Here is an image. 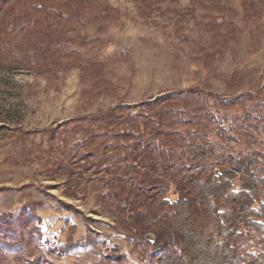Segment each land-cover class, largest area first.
Segmentation results:
<instances>
[{"label":"rangeland","instance_id":"1","mask_svg":"<svg viewBox=\"0 0 264 264\" xmlns=\"http://www.w3.org/2000/svg\"><path fill=\"white\" fill-rule=\"evenodd\" d=\"M192 86L241 97L219 109L227 127L264 102V0H5L0 233L8 221L18 238L0 243V264H146L95 190L67 182L95 167L73 159L65 168L83 133L63 125ZM238 245L257 252L260 235Z\"/></svg>","mask_w":264,"mask_h":264},{"label":"trees","instance_id":"2","mask_svg":"<svg viewBox=\"0 0 264 264\" xmlns=\"http://www.w3.org/2000/svg\"><path fill=\"white\" fill-rule=\"evenodd\" d=\"M240 99L182 87L68 120L63 126L83 135L62 163L71 170L75 159L95 170L70 171L67 182L95 190L142 246L146 264H264V139L256 136L264 102L233 114L227 127L219 109ZM238 140L259 148L236 150ZM4 223L0 243L18 238ZM252 231L260 249L240 251L238 240Z\"/></svg>","mask_w":264,"mask_h":264},{"label":"water","instance_id":"3","mask_svg":"<svg viewBox=\"0 0 264 264\" xmlns=\"http://www.w3.org/2000/svg\"><path fill=\"white\" fill-rule=\"evenodd\" d=\"M147 239L150 240V241H153L154 240L153 234H148L147 235Z\"/></svg>","mask_w":264,"mask_h":264}]
</instances>
